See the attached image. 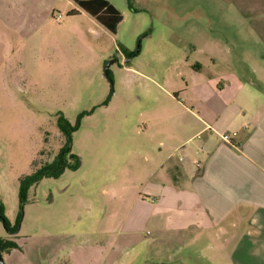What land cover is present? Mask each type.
I'll list each match as a JSON object with an SVG mask.
<instances>
[{
    "label": "rangeland",
    "instance_id": "rangeland-1",
    "mask_svg": "<svg viewBox=\"0 0 264 264\" xmlns=\"http://www.w3.org/2000/svg\"><path fill=\"white\" fill-rule=\"evenodd\" d=\"M107 1L123 16L115 35L73 16L76 6L62 7L49 27L55 41L25 49L21 86H4L0 72V201L20 246L3 254L5 264H146L152 248L125 254L114 244L145 186V161L160 158L153 148L167 140L150 134L157 118L184 112L176 97L197 111L183 90L211 76L233 72L264 95L263 41L234 1ZM16 73L7 72L9 81ZM60 116L80 120L71 136L80 166L42 179L22 207L20 179L65 143ZM8 235L0 221V237Z\"/></svg>",
    "mask_w": 264,
    "mask_h": 264
},
{
    "label": "crops",
    "instance_id": "crops-1",
    "mask_svg": "<svg viewBox=\"0 0 264 264\" xmlns=\"http://www.w3.org/2000/svg\"><path fill=\"white\" fill-rule=\"evenodd\" d=\"M230 1L264 47V0ZM67 6L75 5L72 0H0L4 86H21L25 49L35 45L38 53L42 44L55 41L49 27ZM76 10V16L90 17ZM9 70H17L11 81ZM183 92L197 111L176 97L184 112L157 118L162 124L150 134L167 140L153 148L160 158L145 161V186L128 203L120 229L124 237L114 246H123L125 254L152 248L146 264H264V95L254 81L233 72L187 84Z\"/></svg>",
    "mask_w": 264,
    "mask_h": 264
},
{
    "label": "trees",
    "instance_id": "trees-1",
    "mask_svg": "<svg viewBox=\"0 0 264 264\" xmlns=\"http://www.w3.org/2000/svg\"><path fill=\"white\" fill-rule=\"evenodd\" d=\"M74 5L81 11L94 18L100 25H102L111 34H116L119 24L123 20L120 11L107 0H72ZM131 5L132 0H128ZM80 12L78 10L72 11V15L76 16ZM110 77V72H109ZM260 89H263L258 84L254 83ZM58 125L65 136V143L54 156L52 161H46L43 164L35 165L31 174L22 177L19 181V197L23 205L27 201L29 190L38 184L44 178H59L67 170L75 171L80 166V159L71 151V136L77 131L80 126V120H77L74 125H71L63 116H60ZM0 221L4 223L9 235L0 237V251L2 254L11 253L13 250L19 248L17 242L18 225L11 227L5 215V207L0 201Z\"/></svg>",
    "mask_w": 264,
    "mask_h": 264
},
{
    "label": "water",
    "instance_id": "water-1",
    "mask_svg": "<svg viewBox=\"0 0 264 264\" xmlns=\"http://www.w3.org/2000/svg\"><path fill=\"white\" fill-rule=\"evenodd\" d=\"M111 63L107 64L106 68H105V72H104V76L106 78H109V66H110ZM0 264H5L4 262V258H3V254L2 252L0 251Z\"/></svg>",
    "mask_w": 264,
    "mask_h": 264
},
{
    "label": "built area",
    "instance_id": "built-area-1",
    "mask_svg": "<svg viewBox=\"0 0 264 264\" xmlns=\"http://www.w3.org/2000/svg\"><path fill=\"white\" fill-rule=\"evenodd\" d=\"M62 18H63V16H62V14H60V13H59V14L57 15V17H56L57 20H61ZM223 138H224V140H226V141H230V137H229V135H224Z\"/></svg>",
    "mask_w": 264,
    "mask_h": 264
}]
</instances>
